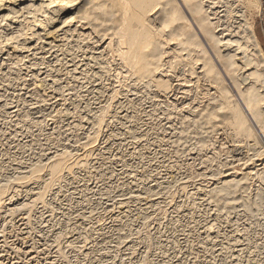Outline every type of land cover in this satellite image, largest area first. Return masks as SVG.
<instances>
[{"label":"rangeland","instance_id":"1","mask_svg":"<svg viewBox=\"0 0 264 264\" xmlns=\"http://www.w3.org/2000/svg\"><path fill=\"white\" fill-rule=\"evenodd\" d=\"M219 1L216 10L229 9L230 16H233L221 18L222 28L237 31L235 27L241 25L242 17L234 14L242 11L264 59V0H258L259 6L246 9L233 0ZM26 27L28 29L24 32L28 33L29 27ZM9 36L11 31H3L0 43ZM77 44L82 50L80 46L67 47L71 50L68 53L76 57L77 73L72 70L75 75L70 70L73 63L68 57L56 63L50 55L41 54L46 56L45 63L33 61L37 56L28 62L17 63L18 55L12 50L2 49L4 52L0 54V185L12 176L10 181L16 175L27 173L31 165L45 163L56 153L69 151L75 157L85 155L81 161L85 163H81L84 168L81 165L80 169H74L70 178H64L65 182L56 183L51 193L43 195L41 204L18 212L11 219L0 215V233L5 234L0 241H6L4 245L8 242L5 249L0 243L1 264H264V171L259 172L257 178L255 175H238L228 192H212L216 184L209 181L217 178L215 173L226 171L230 166L243 165L252 153L247 152L246 147H243L245 150L238 148L239 142L233 140L228 131L208 130L202 115L211 110V102L215 100L208 82H195L196 74L191 73L188 65L185 70V63L184 66L180 64L175 74H169L173 86L168 96L175 110L165 107L166 99L155 95L154 89L145 83L128 89L131 79L127 76V69L121 67L123 71L113 60L115 58L106 53L101 61L108 67V73L94 81L91 75L99 66L93 63L92 72L84 76L81 69H84L85 62H80L83 58L79 52L86 47L80 42ZM60 53L59 60L64 58ZM7 54L10 58L4 60ZM55 63L58 71L49 72L50 76L48 66ZM186 81L188 85L184 83ZM101 85V94H95V88L100 89ZM120 87L116 100L109 101L111 90ZM147 90H150L149 94ZM184 90L186 94H182ZM261 90L264 95V88H259ZM103 105L110 107L111 112L106 115L112 118L106 117L107 125L96 129L93 117L100 115L99 108ZM98 130V140L94 142L92 152H85V140ZM29 183L21 184L22 187L13 186L16 196L11 202L12 207L25 203L27 186L33 189L42 186V182ZM8 191L6 195L14 194L12 188ZM149 193L150 198L146 195ZM38 205L45 207L38 208ZM29 210L33 221L29 215L25 217ZM23 221H31V227ZM11 248L15 252L10 251ZM17 252H22L17 255L19 262L14 255Z\"/></svg>","mask_w":264,"mask_h":264},{"label":"bare ground","instance_id":"2","mask_svg":"<svg viewBox=\"0 0 264 264\" xmlns=\"http://www.w3.org/2000/svg\"><path fill=\"white\" fill-rule=\"evenodd\" d=\"M233 1H235L236 3H241L245 9L249 7L251 8V6L253 5L259 6L258 0H233ZM218 4H220L219 0H0V36L3 35V31L4 32L11 31V37L9 36L8 38H5L4 40L5 42L2 40L4 42V43L2 42L4 44L3 47L1 45L2 43H0V54L4 52L2 49L12 50L14 53L18 55V60H16L17 63H21L24 61L28 62L29 61L28 59H30L33 56H35L34 58H36V56L38 57L37 59L33 58L34 59V60L32 59L33 61H40L41 63H45L46 54H48V56L50 55L51 59L55 60L56 63H58L61 60L65 61L64 60L65 57H68V60L71 63H73L72 65L73 68L70 69L72 72V70H74L75 67H77L74 65L76 64L74 62L76 57L74 56V54L73 56L70 55L71 50L69 51L67 47L72 46L73 48H79L78 46H80L82 50L81 45L77 44L78 42H80L82 45H84V47H86V50H84L83 52L78 51L82 55L81 58H83L81 59L80 62H82V60L83 62H85L82 65L84 69H81V72L84 73V76H88L89 72L91 71L93 67L92 65L93 63L99 66L98 71L93 73V76L91 75V78H93V80L95 79L94 81L96 80L99 81L102 78L101 76L103 74L108 73V67L104 66L103 61H101L102 56L106 53L108 55H111L112 58L113 57L115 58L113 60L117 62V65H119L120 68L123 67L127 69L126 70L128 74L127 76L131 79V82H130L131 84L129 83L130 85H128V89L135 88L140 83L141 85L142 83L143 85L147 84L150 89L151 88L154 89L155 95L158 94L161 97L166 99L168 103L163 102L165 107L170 106L173 109H175L174 107L175 105L172 101L169 102V96H168L171 91V87L173 86V84L171 83L172 75H169V74H172V73L175 74L178 66L180 64L182 66V64L185 63L186 65L183 64V66L185 65L183 68L185 69V67L188 65L189 69L191 68L190 69V71H192L191 73L193 75L196 74L195 76L197 80L195 79L196 80L195 82L199 80H203L206 83L208 82L207 84L208 86H210L209 89H212L214 91V94L213 93L212 94L215 96L214 97L215 100H212L211 102L212 108L211 110H208V112L206 111L202 115L203 118L205 117L204 119L205 125L208 126V130L210 128L215 132L218 130L220 131V129L224 131H228L227 133H229L230 136H232V139L236 140V142H239L240 145L239 146L236 145L238 148L241 147L242 149H244L246 147L247 149L246 151L247 152L249 151L252 153V155H248V158L245 161L246 163L244 162L243 165L239 166L236 164L239 167L236 166L233 168H230L231 166L230 167L227 166L230 169L227 168L226 171H223V172L220 171L221 173L219 172L215 173L214 176H217V178L214 177L216 179H213V178L210 179L209 181L210 183H214L216 184V186L218 185V187L215 186L216 188L213 186L214 189L212 190V192L214 191L216 192L218 191L219 193L228 192L230 190V187L235 182L238 175H243L244 177L255 175L256 177L259 172L264 171V146L262 145V143L264 144V95H262V90L259 91V88L260 89L264 88V59H262V56L260 54L259 45L256 42L252 29L250 28V26H248L247 22L244 21L245 19H243L244 14L242 13V11L238 10L239 14H234V15L240 16V18L242 17V23L240 26L235 27L238 29L237 31H234V30L232 31L230 30V28L228 29V27L222 28V22H221L222 17L223 18L226 17L228 19V17L232 16V15L230 16L231 11L229 9L227 10L221 9L220 11L216 10V9H219V7H217ZM230 9L232 10V7ZM231 18H233V16ZM229 22H231V19ZM14 25L15 27H13ZM26 26L29 27L28 33L24 32L27 28ZM70 43H76V44H70ZM63 51H67V53L64 54ZM68 51L70 53H68ZM60 52H62L63 55L61 56H64V58L59 60L58 54ZM39 54L40 55L45 54L44 55L45 57H42V55L40 56ZM8 55L9 54L5 56L4 60H7L10 58ZM106 58L107 57H105V59ZM56 63L53 66H50L49 64H48L49 66L47 65L48 74H50L49 72L55 73L58 71L55 69ZM196 66H198V68ZM80 67H81V64H80ZM80 67H78V69H80ZM42 68L43 67H41V69ZM195 68L197 70L196 72H195ZM165 71L167 73H165ZM188 71L189 70H187V73ZM74 72L77 73V70L75 69ZM178 73L179 72H177V74ZM183 73L185 72H182V74ZM73 74L75 75V73ZM165 76L169 78H166ZM175 76L176 75H174L173 78ZM122 77L125 78V76H122ZM183 79L184 78H182V80ZM226 81L229 82L228 85H227L228 82ZM184 83H187V81ZM198 85L196 84V86ZM184 86H186V84ZM102 87L103 85H101L100 89L95 88V90H97L95 94L100 95L102 92ZM181 88L183 89L184 87L181 86ZM121 89H122L121 87L119 90L117 89L116 91L112 89L110 94L108 95L109 96L108 100L109 101L116 100L118 92ZM232 90H234L235 93H233L234 91ZM125 91H127V88ZM147 91H148L147 93L149 94L150 90H147ZM173 91H174V88H173ZM182 92H183L182 94H186L185 90ZM188 93L189 92H187V94ZM109 101L108 103H111ZM108 108L110 109V107L103 105L102 107L99 108L100 115L97 114L98 116H96L94 114L95 116L93 117L94 119L93 122L96 126V129L102 126H105L106 124L105 120H107L105 119L107 117L106 114L108 113V111H110L108 110ZM168 109L170 110L171 108H168ZM110 115L111 114H109V116ZM110 117H107V118H110ZM122 117L123 116H121V118ZM134 118H136V116ZM99 132H100L99 130L96 131L92 135V137H89L88 140L87 139L85 140L86 141L84 144L85 152H90V151L92 152V148L94 146L93 144L94 142L95 143L97 142L98 140L97 137L99 135L98 134ZM129 133H134V132H129ZM129 133L127 134L129 135ZM136 134H137V131H136ZM244 142L246 144H243L244 145L243 146L242 143ZM248 142L251 143V145ZM258 145H260L261 147H258ZM236 146H234V148H236ZM222 148L223 147H221V149ZM74 155H77V154H74ZM84 156L85 155L83 153V155L75 157L69 154V151L61 153V154L56 153V156L53 155V157L51 158L49 157L48 161H46L43 164L41 163L38 164L39 162L37 164L33 163L35 164L33 166L29 164V166L31 165V167L28 168L29 171L27 169V173L24 172L22 175L21 173H19L21 176L16 175L14 177L15 179H13L12 181H10V179H12L13 176L9 179V181L5 180V183L1 182L2 183L0 185V215H1V218L2 217L5 218L8 216L11 219V217H14V215L17 216L18 212L19 213L21 211L24 212L26 211V209L28 210V208L32 206L35 207L38 203L41 204L42 199L44 197L43 195L46 194V192L51 193L50 190L54 185H56V183L58 184L60 181L62 180L64 181V178H67V177L70 178L69 175L72 174L74 169H80V166L83 164V162L81 161L84 158ZM71 159L74 161L72 162ZM225 169L226 168H224V170ZM44 177L46 178L42 179ZM29 182H33V183L42 182L41 183L42 186L39 189L38 188L33 189L27 186L26 188V191L28 190L27 191L28 194H26L27 199L26 200L23 199L25 203L16 204L15 207H12L13 206L12 201H14L13 198L16 196L15 195L16 191L14 190L16 188H13V186L15 185L21 186V184L25 185V183L26 185H28L30 184ZM54 187L52 188L53 190H54ZM63 187H64V184H63ZM9 188H10V191L12 188V192H14V194L6 195L7 192H9L8 191ZM59 191L61 192V190ZM146 191L145 193H148V191L147 192ZM52 193L54 195V192ZM20 195L21 194H18V196ZM146 195L149 196L151 195V193L146 194ZM46 197L47 196H45V199ZM142 200H144V198ZM43 203H44V200H43ZM39 206H41L42 208V206L44 205H38V208H40ZM30 211L31 210L27 211L28 214L26 213L25 217H27V215L30 214L29 213ZM21 219L24 220L25 218L24 219L21 218ZM25 221L23 222L26 223ZM31 221L33 220L31 219ZM31 221L29 222L31 223ZM30 223H26V225L29 224L30 226ZM1 233H2V236H1ZM1 233H0V239H2L3 234H4L3 232ZM5 242L0 241V243H2L1 247L3 249L8 248V246L7 247L5 246L8 244V242L7 244L4 245ZM61 245H58V247H60ZM56 248H57V244H56ZM12 250L13 249L11 248L10 251ZM56 251L59 252V250H56ZM13 252L15 251L13 250ZM21 253L22 252H17V254H14V255L17 257V255ZM22 255L24 256V254ZM33 258L34 257H32V260L34 261ZM53 259L55 260V258ZM17 260H18V257H17ZM19 261L20 259L18 260V262ZM59 261L61 262V260ZM67 262L68 261H66V263Z\"/></svg>","mask_w":264,"mask_h":264}]
</instances>
